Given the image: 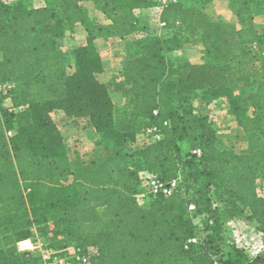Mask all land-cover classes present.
Masks as SVG:
<instances>
[{
  "label": "trees",
  "instance_id": "16d2710c",
  "mask_svg": "<svg viewBox=\"0 0 264 264\" xmlns=\"http://www.w3.org/2000/svg\"><path fill=\"white\" fill-rule=\"evenodd\" d=\"M48 1L0 0V83L19 100L17 110L0 104V264H38L17 245L37 236L57 248L76 242L91 264H264V252L250 259L229 244L224 218L246 212L264 236V32L254 17L260 0H225L229 23L182 0L167 4L162 33L136 40L119 81L106 74L94 36L73 50L72 67L59 47L67 24L85 22L86 0ZM91 1L119 17L115 31L123 36L136 30L138 9L160 3ZM197 38L212 61L178 65L169 57ZM234 77L252 89L245 105L226 84ZM111 86L128 97L126 107L117 108ZM205 89L225 96L248 136L245 150L227 147L210 116L185 105ZM58 120L92 127L102 160L73 166ZM151 126L161 139L136 145ZM143 170L178 185L143 204Z\"/></svg>",
  "mask_w": 264,
  "mask_h": 264
},
{
  "label": "rangeland",
  "instance_id": "374dc122",
  "mask_svg": "<svg viewBox=\"0 0 264 264\" xmlns=\"http://www.w3.org/2000/svg\"><path fill=\"white\" fill-rule=\"evenodd\" d=\"M12 1V0H8ZM27 5L41 6L48 4V0H22ZM186 6H197L203 8L210 17L221 23H229L232 19V13L227 8L225 0H182ZM263 0H260L255 7V24L260 32H264V11L262 8ZM85 22H75L67 24L65 31L58 37L59 47L67 55V65L73 66V50L87 42L89 35L94 36L95 44L101 53L106 74L110 78L121 80V71L123 62L133 56L137 52L136 40L141 36L161 34V28L158 23L159 12L154 7L141 8L136 11L137 27L136 30L128 35H120L115 31L116 24L119 22L118 16L105 15L102 12L101 5L91 0L83 2ZM169 57L178 65L185 62L205 63L212 61L213 58L207 52V47L201 40L197 38L194 42L186 45L183 49L172 52ZM226 84L232 89L233 93L245 105L247 96L252 90L247 88L243 82L237 78H231ZM112 98L118 109H122L128 104V97L123 91L116 89L115 86L110 87ZM13 105L19 104L18 98H12ZM9 103V102H7ZM186 106H191L200 114H207L217 126L224 144L234 150L243 151L249 144L248 136L239 124L236 115L230 105L227 103L225 96L216 95L212 90L205 89L194 94ZM252 113L253 109L249 108ZM121 117L120 113L117 114ZM58 119V118H55ZM61 124V121H57ZM62 126V124H61ZM65 127V126H64ZM72 135L66 137L70 160L73 166H78L85 162H90V158L77 159L76 153L82 152L87 148L96 147L101 150L99 145L100 136L92 127L80 130L76 127ZM83 133V134H81ZM81 134V135H80ZM85 144V148L82 145ZM88 150V149H87ZM67 183H71L72 178L65 179ZM263 181V180H262ZM260 186L262 188V183ZM145 203L144 200H140ZM224 218L227 222V240L235 241L242 237V240H248L249 236L257 235L256 240H264L263 235L259 233L256 225L247 222V213L237 214L236 218L231 217V212H224Z\"/></svg>",
  "mask_w": 264,
  "mask_h": 264
},
{
  "label": "built area",
  "instance_id": "2783aa9c",
  "mask_svg": "<svg viewBox=\"0 0 264 264\" xmlns=\"http://www.w3.org/2000/svg\"><path fill=\"white\" fill-rule=\"evenodd\" d=\"M179 0H160V3L155 6L159 12L158 23L160 28L165 24L160 20V14L164 6L171 2H178ZM9 102V103H7ZM0 104L9 109H19V107L13 105L12 97L8 93V87L5 84L0 83ZM12 133V132H11ZM162 137V133L156 126H151L143 129L137 135L136 145L144 146L159 140ZM194 153L201 155L200 148L194 149ZM262 179H258V193L264 196V182L262 188L260 182ZM260 184V185H259ZM178 180H163L158 176L148 172H140V190L137 193L139 200L146 199L149 195L156 194H171L177 187ZM190 209H194V205H190ZM263 235L262 232L258 231ZM204 234V233H202ZM257 235L249 236L248 240H242V237L235 241H230L229 244H236L242 247L247 253L250 259L259 257L264 252V240H256ZM264 238V236H263ZM199 237L195 236L189 239V242H197ZM18 248L21 251H30L34 255L39 257L38 264H91L89 257L84 254L78 247L76 242H71L62 248L53 247L50 240L45 237H35L22 240L17 243Z\"/></svg>",
  "mask_w": 264,
  "mask_h": 264
},
{
  "label": "crops",
  "instance_id": "0c3cea01",
  "mask_svg": "<svg viewBox=\"0 0 264 264\" xmlns=\"http://www.w3.org/2000/svg\"><path fill=\"white\" fill-rule=\"evenodd\" d=\"M15 106L19 107L17 104H15ZM59 127L61 129V132H62L64 138H65V141H66V137L68 135H72L75 132V129L72 127H64L63 125L61 126V124H59ZM81 134H83V133H81ZM66 145H67V141H66ZM82 147H84V149H86L85 144L82 145ZM67 149H68V145H67ZM87 149L82 150V152H80V153H76L75 155H76L77 159L80 160V159H84V158H90L93 161H96L98 159L102 160L103 155H102V153H100V151H98V149L96 147L87 148ZM68 152H69V149H68ZM69 155H70V153H69Z\"/></svg>",
  "mask_w": 264,
  "mask_h": 264
}]
</instances>
